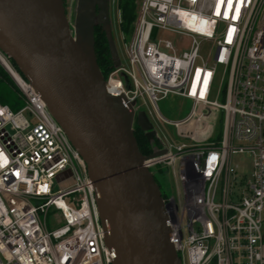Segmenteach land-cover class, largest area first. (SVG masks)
<instances>
[{
  "label": "built area",
  "instance_id": "built-area-1",
  "mask_svg": "<svg viewBox=\"0 0 264 264\" xmlns=\"http://www.w3.org/2000/svg\"><path fill=\"white\" fill-rule=\"evenodd\" d=\"M136 1L128 64L105 82L126 98L134 122L149 105L191 141L158 133L161 147L142 163L151 173L171 168L182 188L183 203L162 193L170 242L181 264H264V0ZM162 32L189 37L188 50ZM0 61L25 101L17 111L0 102V264H112L85 159L36 86L9 56L0 52ZM173 94L193 102L183 120L159 109ZM52 209L64 221L54 230Z\"/></svg>",
  "mask_w": 264,
  "mask_h": 264
},
{
  "label": "water",
  "instance_id": "water-1",
  "mask_svg": "<svg viewBox=\"0 0 264 264\" xmlns=\"http://www.w3.org/2000/svg\"><path fill=\"white\" fill-rule=\"evenodd\" d=\"M100 1L78 0L72 37L63 0H0V50L36 86L85 159L112 264H181L161 188L142 166L135 113L124 96L107 91L97 66Z\"/></svg>",
  "mask_w": 264,
  "mask_h": 264
},
{
  "label": "rangeland",
  "instance_id": "rangeland-1",
  "mask_svg": "<svg viewBox=\"0 0 264 264\" xmlns=\"http://www.w3.org/2000/svg\"><path fill=\"white\" fill-rule=\"evenodd\" d=\"M99 5L102 9H100L97 12L96 15V22L99 27L104 29L108 37L111 39V51L113 52L114 56V62L115 66L124 65L126 66L128 64V46L133 38V33L130 35L128 39L125 40L126 36L122 32L121 29V11L118 6V0H101ZM134 8L131 5L130 8H133L135 10V14L138 15L139 12V5L136 0H134ZM78 0H63L62 7H64V13H65V19L66 23H68L70 35L74 37V30H75V20L78 10ZM137 23V16L134 19L133 27L135 29ZM133 29V31H134ZM132 31V32H133ZM161 37L170 39L174 42L177 49L182 53L184 51H187L190 46V39L189 37H181L179 35L175 34H166V33H160ZM202 49L204 52H210L214 53L215 49L212 47L211 43L207 44L205 43L202 46ZM0 52L4 55H7L4 51ZM9 56V55H7ZM12 64V60H11ZM0 65L4 67L3 63L0 61ZM13 65V64H12ZM120 78L122 81L126 83V88H130L129 82L127 81V78L124 73L120 74ZM223 82L221 72L218 75L216 87L218 89V86ZM0 98H6L5 101L6 104L10 105L11 108L12 104H16L18 106V109H13L15 111L20 110L25 105V101L21 98L20 94L18 92L13 91L12 87L6 83L1 82L0 77ZM193 102L190 99H186L179 95H169V97L159 101V109L162 112V114L169 120H183L185 119L188 114L191 112ZM151 107L149 105H146L144 108H142L141 111L138 112L136 122L140 121L138 124H140L142 127L145 128L149 138H153L151 141L155 144V151L159 150V146L155 139L158 137V133L162 138L169 139L171 142L175 143H189L191 141L187 140L186 138H183L179 135L177 129L172 126H167L159 121L157 118V115L155 113H150ZM141 117V118H140ZM216 130L219 131L220 127H216ZM216 135V134H215ZM214 135V136H215ZM236 162H239L241 170L244 171H250V161L246 160L242 157H237ZM153 173H155V179L157 181V184L159 188H161V191L163 194H166L169 197H174L177 199L178 203H183V193L182 188L180 187L178 181H176V177L174 176V173L172 172L171 168H159L158 170H152ZM50 230H54L55 228L61 227L64 225V221H62V215L61 212L52 209L49 216L48 221Z\"/></svg>",
  "mask_w": 264,
  "mask_h": 264
},
{
  "label": "trees",
  "instance_id": "trees-1",
  "mask_svg": "<svg viewBox=\"0 0 264 264\" xmlns=\"http://www.w3.org/2000/svg\"><path fill=\"white\" fill-rule=\"evenodd\" d=\"M134 0H118V6L121 11V29L122 32L125 34L126 39L132 35V31L134 29L133 23L134 19L137 16L135 14V8H134ZM133 6V8H130V6ZM102 9L100 5H98L97 12ZM94 37H95V52H96V61L97 66L100 68L102 75L104 79H107L111 73L116 69L115 62H114V56L113 52L111 51V39L108 37L107 32L99 27L96 24L95 31H94ZM13 66L18 70L16 64L12 61ZM20 71V70H18ZM21 72V71H20ZM22 74V73H21ZM23 75V74H22ZM24 76V75H23ZM0 77L1 82L6 83L10 85L13 89V91L18 92L20 94V90L18 85L14 82L12 76L6 70L0 65ZM6 98H0V102L5 104L8 101H5ZM13 109H18V106L16 104H12ZM134 130V135L136 138V142L139 145V149L143 156H149L153 152H155V144L151 140L153 138H149L146 130L144 127H142L140 124H138L136 121L133 123L132 126ZM159 148L161 147L160 142L155 139ZM166 196V194H164Z\"/></svg>",
  "mask_w": 264,
  "mask_h": 264
},
{
  "label": "bare ground",
  "instance_id": "bare-ground-1",
  "mask_svg": "<svg viewBox=\"0 0 264 264\" xmlns=\"http://www.w3.org/2000/svg\"><path fill=\"white\" fill-rule=\"evenodd\" d=\"M116 85H118V84L116 82H113V87L111 89L116 90Z\"/></svg>",
  "mask_w": 264,
  "mask_h": 264
},
{
  "label": "snow or ice",
  "instance_id": "snow-or-ice-1",
  "mask_svg": "<svg viewBox=\"0 0 264 264\" xmlns=\"http://www.w3.org/2000/svg\"><path fill=\"white\" fill-rule=\"evenodd\" d=\"M229 7H231V3H229Z\"/></svg>",
  "mask_w": 264,
  "mask_h": 264
}]
</instances>
